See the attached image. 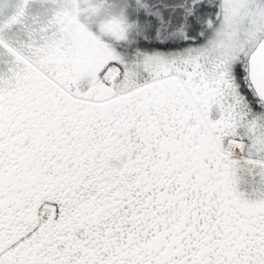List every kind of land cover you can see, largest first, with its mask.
<instances>
[{
  "label": "snow or ice",
  "instance_id": "obj_1",
  "mask_svg": "<svg viewBox=\"0 0 264 264\" xmlns=\"http://www.w3.org/2000/svg\"><path fill=\"white\" fill-rule=\"evenodd\" d=\"M0 264H264V0H0Z\"/></svg>",
  "mask_w": 264,
  "mask_h": 264
}]
</instances>
